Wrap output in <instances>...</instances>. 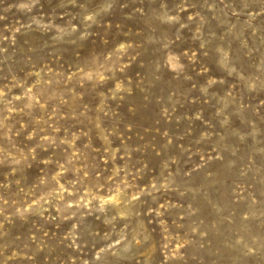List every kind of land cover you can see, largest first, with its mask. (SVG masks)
I'll list each match as a JSON object with an SVG mask.
<instances>
[{
	"label": "rangeland",
	"instance_id": "rangeland-1",
	"mask_svg": "<svg viewBox=\"0 0 264 264\" xmlns=\"http://www.w3.org/2000/svg\"><path fill=\"white\" fill-rule=\"evenodd\" d=\"M0 264H264V0H0Z\"/></svg>",
	"mask_w": 264,
	"mask_h": 264
}]
</instances>
